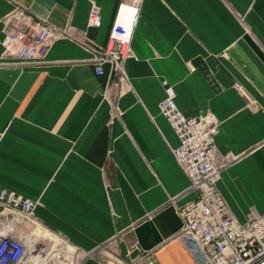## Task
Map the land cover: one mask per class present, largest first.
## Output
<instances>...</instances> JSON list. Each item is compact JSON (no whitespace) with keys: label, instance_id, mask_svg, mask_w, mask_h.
Masks as SVG:
<instances>
[{"label":"crops","instance_id":"obj_1","mask_svg":"<svg viewBox=\"0 0 264 264\" xmlns=\"http://www.w3.org/2000/svg\"><path fill=\"white\" fill-rule=\"evenodd\" d=\"M121 2L130 0H0V188L36 202L35 222L82 254L79 264L147 253L195 264L176 213L195 193L158 105L169 86L185 117L214 115L226 165L217 190L238 222L263 214L264 0H139L127 88H117L109 66L94 74L90 47L106 45ZM91 4L97 29L87 27ZM16 5L68 37L27 64L6 57L3 20Z\"/></svg>","mask_w":264,"mask_h":264},{"label":"built area","instance_id":"obj_2","mask_svg":"<svg viewBox=\"0 0 264 264\" xmlns=\"http://www.w3.org/2000/svg\"><path fill=\"white\" fill-rule=\"evenodd\" d=\"M138 4L139 0L121 2L106 45L90 47L94 74L103 76L105 65L109 66V82L117 88H127L124 64L133 54L131 40ZM3 24L4 55L26 64L44 58L55 42L68 37L66 29L56 28L38 18L31 9L18 5L4 18ZM100 26V10L91 4L87 27ZM235 88L246 96L240 85L235 84ZM174 98L171 87L166 86L158 109L178 140L171 154L188 179V191L195 193L192 200L176 208L182 223L180 241L195 264H264V213L252 212L240 223L217 190L221 171L226 167L217 160L215 147L219 121L209 112L196 118L185 117ZM113 113L119 115L116 108ZM35 206L36 202L0 188V264H65L73 259L72 253L77 250L68 245L64 251L58 245L48 248L41 241H26L18 220L37 224ZM75 259L79 264L83 255L79 253ZM128 264L156 263L152 254L147 253Z\"/></svg>","mask_w":264,"mask_h":264},{"label":"rangeland","instance_id":"obj_3","mask_svg":"<svg viewBox=\"0 0 264 264\" xmlns=\"http://www.w3.org/2000/svg\"><path fill=\"white\" fill-rule=\"evenodd\" d=\"M18 221L20 222L21 231L26 236L31 234V232L36 228H39V229H41V231L44 232V233H42L43 235L41 234V236H44V239L43 240L41 239L42 246L50 248L49 246H51V245H53V246L58 245V247L61 248L62 250H64V251L66 250V245H67L66 243H64L62 240L58 239L51 232H48L47 230H45L44 228H42L38 224L30 223L28 220H18ZM68 250L70 251V249H68ZM77 252L78 251H76L75 253L73 252L72 253L73 259L69 262H66L65 264H76L77 260L75 258L79 254Z\"/></svg>","mask_w":264,"mask_h":264},{"label":"bare ground","instance_id":"obj_4","mask_svg":"<svg viewBox=\"0 0 264 264\" xmlns=\"http://www.w3.org/2000/svg\"><path fill=\"white\" fill-rule=\"evenodd\" d=\"M26 241L28 242H34V241H41V239H44V236H35L33 234H29L28 236L25 235ZM46 239V238H45Z\"/></svg>","mask_w":264,"mask_h":264}]
</instances>
